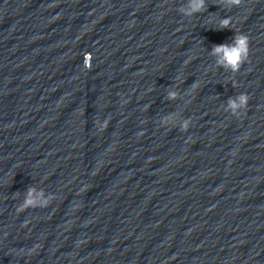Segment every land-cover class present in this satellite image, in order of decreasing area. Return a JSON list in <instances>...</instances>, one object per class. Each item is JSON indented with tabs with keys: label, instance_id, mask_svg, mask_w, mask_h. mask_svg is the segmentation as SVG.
Listing matches in <instances>:
<instances>
[{
	"label": "clouds",
	"instance_id": "9594fccd",
	"mask_svg": "<svg viewBox=\"0 0 264 264\" xmlns=\"http://www.w3.org/2000/svg\"><path fill=\"white\" fill-rule=\"evenodd\" d=\"M230 4L233 6H240L242 4V0H230ZM206 10V3L205 0H190L189 9H181L182 12H184L185 15L191 16L194 13L202 12ZM232 21L231 17L222 18L219 23V28H229V25ZM248 37L244 34H237L234 37L232 44H218L214 45L212 48L211 55L219 57L217 60V66L223 67L225 70H230L232 73H237L243 63L248 58ZM196 85H193L194 88ZM176 93L170 92L169 98H175ZM239 103L236 102V100L229 99L228 106L232 110L233 115L237 114V109L247 108L249 97L245 93H241L237 97ZM107 120L104 121L101 130H103L104 127L107 126ZM98 123V121H96ZM188 127V122L186 121L185 124L182 127L183 131H186ZM35 190L32 188L28 189L27 197L24 201V203L20 206H18L17 211L22 212L25 211L28 208H36V207H47L54 196H50L48 200H45L43 204L37 205L36 200L32 198L33 192ZM43 195V193H41Z\"/></svg>",
	"mask_w": 264,
	"mask_h": 264
}]
</instances>
